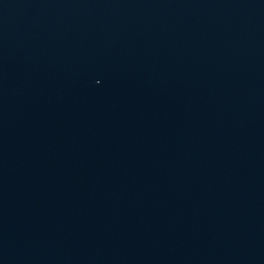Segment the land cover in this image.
<instances>
[{"label":"water","instance_id":"1","mask_svg":"<svg viewBox=\"0 0 264 264\" xmlns=\"http://www.w3.org/2000/svg\"><path fill=\"white\" fill-rule=\"evenodd\" d=\"M0 264H264V0H0Z\"/></svg>","mask_w":264,"mask_h":264}]
</instances>
